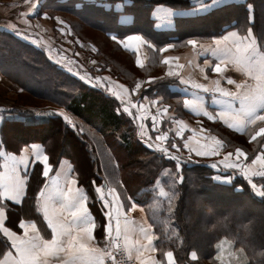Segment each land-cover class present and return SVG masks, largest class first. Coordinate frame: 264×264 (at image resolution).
Returning a JSON list of instances; mask_svg holds the SVG:
<instances>
[{
	"label": "crops",
	"instance_id": "crops-1",
	"mask_svg": "<svg viewBox=\"0 0 264 264\" xmlns=\"http://www.w3.org/2000/svg\"><path fill=\"white\" fill-rule=\"evenodd\" d=\"M243 1L218 0L213 6V0H200L195 4L192 3L188 8H175L171 5L156 4L149 11V16L153 21V28L161 34L163 32L167 33L166 36H158L159 40L156 38L157 43L134 31L133 14L127 9L129 5H123V1H108L101 8V27H99V23H95L93 26L101 32L103 31L105 33L104 37L110 41H113V36L117 38L116 41H128L129 36L136 35L141 36L144 41V43L128 41L131 50L125 48L123 44H114L117 46L118 51L133 56L135 69L146 77L144 80L136 77L135 85L139 84V88L147 89L146 84L148 81L150 82L149 86H151L152 90L150 98L147 97V93L141 94L139 97L140 105L148 107V118L135 117L134 120L136 137L150 135L149 138L147 137L149 141L142 138V142L146 147L149 144L152 145L151 148L153 146L156 147L160 141H157L155 137L167 132L168 138L162 144H167L166 146H168L169 143L175 141L179 143L182 152L188 155V158L201 164H215L216 168L224 167L220 161L228 153H232L231 161H236V149L239 148L247 156V159L239 158L241 168H225L223 169L224 172L219 173V175L227 176L228 179L230 178L229 175L240 174L237 170L240 171V169L246 168V171H242V173L248 179H262L264 182V176L257 174L264 171V168H261L258 164H251V160L255 156H264V136L258 137L256 141L251 140V138L255 139L257 135L264 131V119H261L264 117V108L259 109L256 114L247 117L248 124L241 132L229 129L218 118L214 121H209L203 115L197 116L189 110L196 108V104L193 101L195 96H203L204 108L210 113L215 114L217 111L222 110L221 106L212 103L215 95L213 92H202L194 87L193 83L213 87V81L220 79L221 86L229 89V91H234L235 86L228 85L226 83L227 78H232L238 83L243 82L246 86L253 88H260L264 85V77L260 76L259 72L254 74L253 79H248L241 73L234 71L230 64L222 65L226 67V71L223 74L224 79H221L220 74L212 71L215 64L220 62V58L213 56L210 50H205L209 45H212L213 40L221 39L232 31L237 32L242 37L247 36L249 28L242 29L240 25L236 24L234 27H227L226 25L222 27V31L221 27L213 30V28L223 24L220 21H217L215 26H208L211 29L206 30V28L201 29L198 27L205 14L217 8ZM117 4L121 5L119 10L116 8ZM59 5L57 0H0V27L7 26L5 30H3L4 28L0 30L12 36L13 34L11 33L21 30L25 34L24 36H31V31L25 28L26 25L23 23L30 22L29 19L33 18V14L36 12L35 9L38 8V12L43 9L48 11L53 9V6L59 8ZM33 6H35L34 9ZM5 9L7 10L6 13ZM198 9H205V11H197ZM32 10L34 12H31ZM8 13H11L10 16L3 17L1 15ZM166 16L168 22L165 23L163 18ZM249 17L250 15L248 16V21L251 22ZM178 19H183L179 21V23L183 24L181 27L176 26L178 24L176 20ZM210 32L218 34L210 35ZM190 39L198 42L195 48L188 45L187 41ZM164 40L165 42H163ZM201 44L205 48H201ZM168 45L173 47L168 48ZM212 46L215 47V45ZM257 47L264 50V35L257 40ZM160 48H165L167 51L160 52ZM137 54H139L144 65L143 68L135 63ZM168 58L173 59H170L168 64L162 63L163 60ZM178 65H183V67H178ZM145 70L150 71L147 73L150 76L143 73ZM169 71L178 73V75L169 76ZM182 81H188V83H182ZM123 86L127 87V84L123 83ZM144 89L139 90V92ZM233 104L239 107L238 100L234 101ZM175 108L176 113L174 111ZM152 117L156 118L157 123L155 125ZM141 125H143V128ZM181 128H184V132L181 136H177L176 132ZM141 133H144V135H141ZM189 137H192L191 143L193 145L207 142L210 146H213L215 145V140L221 141L220 154L217 156H198L195 152H190L184 147V142ZM9 138L7 136L5 140L9 142ZM16 145L18 144L16 143ZM0 153H3V155H0V164H11L10 156L16 157L17 161L23 158L29 162L27 165H16L20 175L24 178L21 195L17 197L20 202L16 203L11 200L0 201V207L4 210V224L10 231L22 236L24 233L19 228V224L24 222L27 226L34 223L41 236L50 239V229H48L47 223L43 219L42 212L38 211L44 206V197L39 199L37 197L41 189H44L47 193L53 188L51 177L56 176L59 187L63 188L69 179L75 180L76 184L74 187L81 189L82 193L87 197L85 206L89 209V216L95 226L93 228L94 240L92 241V248L98 256H103L104 258L111 248L112 239H118L127 254L134 260V264H145V261L148 264H176L169 253L170 251H166L163 257L158 254L154 244L153 230L143 208L134 203L128 193L121 189L119 190V186L116 187L118 182L109 177L108 174L111 173V170L115 171V169L118 170L120 168L119 164H92V166L90 164L92 171L85 177L87 169L80 171L75 162L74 164L71 160L59 156L56 162L50 163L49 161L52 166V172L48 178H45L42 175L43 165L35 163L37 154L41 158L45 155L49 157L44 143L34 141L22 144L16 148H8L0 144ZM217 181L222 184H230L229 181L224 182L220 179ZM87 185L90 188L89 192L87 191ZM97 187L102 189V194L110 202L113 200V195L118 197L115 203L120 206L123 212L121 221L128 222L126 228L122 226L119 236L116 233L115 221H109L105 216V212L114 211L115 206L108 209L103 206L104 202L99 199V194L95 191ZM108 188L114 190V194L112 191L105 192V189ZM53 203L58 205L60 203L59 198H56ZM108 224H112L113 228L110 234L106 235L104 229ZM0 239L2 241L0 243V252L11 251L10 241L3 232H0ZM2 258L0 256V259ZM51 261L52 264H56L57 258L53 257Z\"/></svg>",
	"mask_w": 264,
	"mask_h": 264
},
{
	"label": "rangeland",
	"instance_id": "rangeland-1",
	"mask_svg": "<svg viewBox=\"0 0 264 264\" xmlns=\"http://www.w3.org/2000/svg\"><path fill=\"white\" fill-rule=\"evenodd\" d=\"M57 1L60 7L63 6L61 11H56L55 8L48 11L43 9L39 12L38 8H36V12L34 10L31 11L34 12L33 18L29 19L30 22L23 23L26 25L25 28L31 31V36H24L25 34L21 30L11 33L14 38L20 40V45H22L23 49L28 50L29 54L26 53L25 57L27 65L30 67L41 66L39 67L41 68L39 73L24 65L23 54H20L21 52L15 50L12 57H9L0 51V122L5 117L22 118V113L25 111L36 122L47 121L50 124L58 125L62 133V140L57 141L58 146L64 149L67 146V142L75 143L76 145L74 146V152L69 149L65 150L64 158L71 160L73 163L75 162L80 171L90 169L86 158L88 156L91 159L99 158L103 164H119L120 168L118 170L115 169V171L111 170V173L108 175L118 182H116V187L119 186V190L121 189L128 194L130 192L126 189L130 191L133 189L130 185L132 183L128 181V177H125L126 172L129 170L128 164H137L138 167H142V164H149L148 169L141 168L143 169L141 173H143L144 183H146L144 191L148 195L147 200L142 194L136 193L135 195L143 199V207L145 210L149 209L151 211L155 224H159L160 222L158 221V214L165 212L168 214L163 218L166 224L169 225L172 222V224L177 223L181 225L179 220L174 218L175 212L173 211L180 209L183 202L184 210L186 209L195 214L192 220L198 222V229L202 231L209 224L217 232L222 233L217 240L216 238L214 240L211 239L212 244L210 246H207L206 238L196 234L190 236L189 234L190 242L197 245L196 250H191L186 260L181 259L184 256L182 250L176 252L177 255L170 251L169 253L172 255L174 262L176 264H249L245 252L235 245L232 240V234L235 232L234 228H239V224L236 226L233 223L236 227L233 228V233H231L232 231H228L230 229L229 225L226 224L229 222L225 221L226 223L222 224L224 220L221 217H224V210L229 211L228 215L232 221L238 223L243 216L247 217L251 213L257 221L262 222V227H264V214L253 208V210H248L246 202L237 199H229L231 202L236 203V206L232 204L233 206L225 208L221 205L216 206L221 201L215 200L212 204L214 206L213 210L209 209L206 203L201 202L199 196H193L189 201L186 197L185 184H187V188H194L191 179L196 180L197 175L191 176L197 172V168H192L193 170L191 169L188 172L190 177L185 179V183L183 179L187 173L185 171L187 166L203 165L207 169V175L199 169L202 176L205 174L208 176L207 178L216 183H219L217 181L219 179L224 182L235 181L237 186L239 183H245L257 196H261L260 192L264 191L262 179H248L242 173V169L240 171L237 170L240 174L229 175L230 178L227 179V176L219 175V173L224 172L223 169L225 167L220 165L221 168H216L212 167V164H201L188 158V155L182 152L179 143L175 141L169 143L168 146L159 142L163 148L167 149V153L158 151L155 146L151 148V144L146 147L142 142V138L149 141L150 135L136 137L141 146L151 152L139 149L140 151L136 155L138 159L136 158L135 160V155L129 156L121 148L123 146L118 145L119 135H114L115 133L111 134V132L107 133V131L101 133L94 122L75 117L66 108L70 104V97L75 96L77 98L81 92L89 91L90 93L98 94L103 100L111 102V108L114 110V113H119L123 118L129 119L128 123L134 127L135 117L148 118V107L140 105L139 97L141 94L147 93V97L150 98V82L148 81L146 84L147 89L139 88L137 90L135 85L136 79L144 80L146 77L139 73V70L135 69L133 56L118 51L117 46L114 44L118 43L116 40L110 41L104 37L105 33L103 31L101 32L98 28L91 27L89 23L91 19L99 23V27H101V8L108 1H123V5H131L133 1ZM182 1L184 5L174 7L182 8L185 6L188 8L192 3L195 4L200 0ZM63 8L66 10L70 8L75 16L65 14L62 12ZM259 9L260 12H264V3H260ZM6 12L7 10L5 9ZM4 14L1 15L7 17L11 13ZM6 27L1 26L0 29L4 28L3 30H5ZM2 40L7 39H2L0 36V42ZM149 72L147 70L143 71L144 74ZM147 76L150 75L147 74ZM97 78H99V84L97 83ZM123 83L127 84V87H124ZM141 89L144 90L139 92ZM133 104L137 107L133 108ZM125 107L129 109L128 112L124 111ZM64 116H67L71 123L65 121ZM63 126L72 135V139L69 137L65 138V131L62 132L64 130ZM30 130H37L40 134L50 133L49 126H41L37 129H23L24 135L28 134ZM46 141L47 145L51 142L50 139ZM106 144H111L113 149H108L107 146L109 145L106 146ZM172 144H175L176 148H173ZM54 153L56 151L52 152V154ZM173 156L177 157V159H172ZM200 187L209 190L211 186L203 184ZM235 188L237 189V187ZM239 188L241 189V186H238ZM174 190H180V193L176 191L178 199ZM105 192H111V190L108 188L105 189ZM166 197L167 201L165 202L164 199ZM169 211L173 217L169 216ZM191 223L192 226L193 222ZM258 229L259 227L255 228V232L259 239L255 236V241L264 246V240L258 235ZM178 244H181V240H178ZM164 253L159 255L163 257ZM205 253L208 255L206 256Z\"/></svg>",
	"mask_w": 264,
	"mask_h": 264
},
{
	"label": "snow or ice",
	"instance_id": "snow-or-ice-1",
	"mask_svg": "<svg viewBox=\"0 0 264 264\" xmlns=\"http://www.w3.org/2000/svg\"><path fill=\"white\" fill-rule=\"evenodd\" d=\"M217 2L218 0H213V6ZM248 7L251 13V5ZM116 8L119 10L121 5L117 4ZM197 11H205V9H198ZM249 19L251 21V15ZM163 22H168L167 16L163 18ZM112 39L117 40L114 36ZM128 41L144 43L142 37L139 35L129 36ZM128 41L117 42L131 50ZM187 43L195 48L198 42L190 39ZM212 45H215V47ZM212 45L205 48L201 44L200 47L210 50L213 56L220 58V62L215 64L212 71L220 74L221 79H224L223 74L226 71V67L222 65L228 64L233 67L234 71L241 73L248 79H253L256 72H259L260 76L264 77V50L257 47V40L251 28L248 29L247 36L242 37L237 32L232 31L221 39L213 40ZM171 47L173 46L168 45V48ZM159 51L165 52L167 49L160 48ZM170 59L173 58L165 59L162 63L168 64ZM135 63L141 68L144 67L139 54L136 56ZM178 67H183V65H178ZM168 75H178V73L169 71ZM97 83L99 84V78H97ZM182 83H188V81H182ZM226 83L234 85L235 90L229 91V89L222 87L220 79L213 81V87L193 83V86L202 92H213L215 95L212 103L221 106L222 110L217 111L215 114L210 113L204 108L203 96H195L193 101L196 104V108L189 110L197 116L203 115L209 121H214L218 118L229 129L241 132L248 124L247 117L256 114L259 109L264 108V85L260 88H253L246 86L243 82L238 83L232 78H227ZM139 87L140 85L137 84L136 88L139 89ZM236 100L239 101V107L233 104ZM132 107L135 108L137 106L133 104ZM128 110L127 107L124 108L125 112H128ZM63 118L65 121L71 123L67 116ZM261 119H264V117ZM152 120L155 125L157 123L156 118L152 117ZM141 127L143 128V125ZM183 132L184 128H181L176 132V135L181 136ZM141 135H144V133H141ZM261 136H264V131L257 135L255 139L251 138V140L256 141ZM167 138V132L155 137L161 144ZM191 141L192 137H189L184 142V147L190 152H195L198 156H217L220 154L219 147L221 141L219 140H215V145L213 146H210L207 142L193 145ZM161 144L156 145L157 150L167 153V149L163 148ZM172 147L176 148V145L172 144ZM0 155H3V153H0ZM231 156L232 153H228L220 161L225 168H241L239 158L247 159L246 154L239 148L236 149L237 160L231 161ZM9 159L11 160V164H0V201L11 200L19 203L20 201L17 197L21 195L24 178L20 175L16 165H27L29 162L23 158L17 161L16 157L12 156ZM172 159H177V157L173 156ZM35 163L43 165L42 175L48 178L52 172L49 157L45 155L41 158L37 154ZM251 164H258L261 168H264V156H255L251 160ZM211 166L215 167L216 165L212 164ZM242 171H246V168L242 169ZM257 174L264 176V171ZM51 183L53 188L47 193L44 189H41L37 197V199L44 197V206L42 209H38V211L42 212L43 219L46 221L48 229H50V239L41 236L34 223L27 226L24 222L19 224V228L24 233L22 236L17 235L14 231H10L4 224V210L0 207V232H3L8 238L11 248V251L0 252V256L3 257L0 259V264H52L51 258L53 257L57 258L56 264H104L103 256H98L92 248V241L94 240L93 228L95 226L89 216V209L85 206L87 197L82 193L81 189L74 187L76 184L75 180H67L65 186L62 188L58 186L57 177L53 176L51 177ZM95 191L99 194V199L104 202L103 206L106 209L115 206L114 211L105 212V216L109 221H115L116 233L119 236L122 226L126 228L128 222L121 221L123 212L120 206L115 203L118 197L113 195V200L110 202L102 194L101 188L97 187ZM111 191L114 194V190ZM260 194L264 195V191ZM56 198L60 200L58 205L53 203ZM112 228V224H108L104 229L105 234L109 235ZM145 264H148V262L145 261Z\"/></svg>",
	"mask_w": 264,
	"mask_h": 264
},
{
	"label": "trees",
	"instance_id": "trees-1",
	"mask_svg": "<svg viewBox=\"0 0 264 264\" xmlns=\"http://www.w3.org/2000/svg\"><path fill=\"white\" fill-rule=\"evenodd\" d=\"M132 1L133 4L127 6V9H129L133 14L134 23H135L133 26L134 31L141 33L145 38L149 40H154L156 43L158 42L156 38H158L159 40L158 36H162V35L166 36L167 33L163 32V34H161L160 32L154 30L153 21L149 16V11L151 10V8L156 4H165L172 6L184 5L182 0H132ZM260 3H264V0H244L243 3H232L231 5H226L222 8H217L212 12L205 14L202 20L200 21L198 27H200L201 29L206 28V30L211 29L208 28V26L210 27L215 26L217 21H220L223 24H221L217 28H213V30L218 28L220 29L221 27V31H222L223 30L222 27L226 25L227 27H234L236 26V24H238L240 25V27H242V29L251 28L254 36L258 40L264 35V12L262 13L259 11ZM249 5H251V13L248 7ZM62 7L63 6L61 7L59 6V8L58 7L55 8L53 6V9L55 8L56 11L57 10L61 11ZM62 12H64L65 14H70L75 16V14L71 12L70 8L67 10L64 9ZM249 15L252 16L251 22L248 21ZM182 20L183 19L176 20V22L178 23L176 24L177 27H181L183 25L179 23V21ZM89 23L91 27H94L93 24L97 22L90 19ZM213 34H218V33L210 32V35ZM0 36L2 37V39H7V40H2L0 42V51L4 53V55L12 57L15 50L21 52L20 54H23L24 65L33 69L35 72L39 73V70L41 69L39 67L41 66L30 67L29 65H27V61H25V57H26V53L29 54V52L28 50L23 49L22 45H20V40L18 38H14L9 33L2 32V30H0ZM163 42H165V40ZM59 95H61V93H59ZM70 98H71L70 104L67 105L66 108L71 112L73 116L78 118H84L88 121L94 122L95 125H97L98 128L100 129L101 133H105L107 131V133L111 132V134L115 133L114 135H119L118 145L123 146L121 148H123L129 156L132 155L136 156L137 153H139L140 151L139 149H142V151L145 152L146 151L151 152L150 150H147L146 148L141 146L139 140L136 139L134 126L128 123L129 119L125 117L123 118L119 113H114V110L111 108V102L105 101L98 94L90 93L89 91L81 92L79 94V97L77 98L75 96ZM41 126H49L50 133L40 134L37 130H30L28 134L24 135L23 129H27V128L37 129L38 127ZM64 131H65L64 133L65 138L67 139V137H69L72 139L71 137L72 135L68 132V130L65 127L64 130H62V132ZM7 136L8 138L10 136L9 142L5 140ZM56 136L58 137L55 138ZM134 138H135V142H134ZM47 139L51 140V142L48 145L46 144ZM58 140H62L61 128L58 125L50 124L47 121L41 123L36 122L25 111H23L22 113V118L5 117L0 122V144H3L4 147L16 148L22 144H26L34 141H40L46 145V150L49 155L50 163L56 162L59 156H63L65 150L67 149H69L70 151L73 150V152L75 151L74 149L75 148L74 146H76L75 143L67 142V146H65V148L63 149V147L58 146L57 144ZM16 143L18 145H16ZM106 146L108 149L111 148L113 149L111 144H106ZM53 151L54 152L56 151V153L52 154ZM137 157L138 156L135 157V160ZM86 158H87V163L89 165L91 164V166L92 164L94 165L103 164L102 162H100L99 158L91 159V157L89 156ZM91 166L90 169L86 170L85 177H87L89 173L92 171ZM148 166L149 164L147 165L142 164V167L141 166L138 167L137 164H128L129 170L128 172H126L125 177H128V181L132 183L130 185L133 187V189H131V191L128 189L126 190L130 192L129 195L131 196V199L134 201V203H136L137 205L143 208L144 213L153 230L154 244L158 254H161L166 251H171L174 254H176V252L182 250L184 256L181 259L186 260L187 257L189 256L190 251L196 250L197 248L196 244L190 242L189 234L190 236L191 235L194 236L196 234L200 237L206 238L207 240L206 244L207 246H210L212 244L211 239L214 240V238H216L217 240L222 233L217 232L214 228L209 226V224H207L206 226L207 228L203 229L202 231L198 229L197 227L198 222L192 220L195 214L193 212L187 211L186 209L184 210L183 202H182V207L180 209H175L173 211L175 212L174 218L179 220L181 225L174 222H173L174 224H172V222H170L169 225L166 224V222L163 221V218H165L168 214L165 212H161L158 214V221L160 222L159 224H155L153 220L154 217L151 216L152 215L151 211L149 209L145 210V208L143 207V199L135 195L136 193L142 194L145 196L147 200L148 195L146 194V191H144V186L146 185V183H144L143 173H141L143 172V169L141 168L148 169ZM192 168L193 169L197 168V172H195V174H193L191 177L197 175V179L196 180L191 179L192 183L194 184V188H187L188 186L187 184H185L186 192H187L186 197L189 201L193 198V196H199V200L201 202L206 203L209 206V209L213 210L214 206L212 204L213 201L215 200L216 201L220 200L222 202V203L221 202L217 203L216 206L221 205L222 207L225 208V207L233 206L232 204L236 206L235 205L236 203L231 202L230 200L237 199L246 202L247 204L246 206L248 207V210L249 209L251 210L253 208L256 211H259L264 214V195L261 196L255 195L251 191V189L246 186L245 183H239L238 186H241V189L240 188L238 189L237 183L235 181L230 182V184L213 182L210 178H207L208 177L206 176L207 169L203 167V165L187 166L185 169L187 173L183 179L184 183H185V179L190 177L188 172ZM199 169L204 171L206 175L203 174L202 176V174H200L199 172ZM203 184L210 185L211 187L209 188V190L207 188L200 187ZM235 187H237V189ZM89 189L90 188L87 185L88 192ZM176 191L180 193V190L179 191L174 190V193ZM177 192L176 194L178 199L179 197ZM164 201L165 202L167 201V197L164 199ZM210 204L212 205V207ZM224 212H225V214L223 215L224 217H221L224 220V222L222 221V224L226 223L227 221L229 222L226 223L229 225L228 227H230V229H228L229 232L232 231L231 233H233V228L239 224V228L237 229L234 228L235 232L232 234V240L234 241L235 245H237L243 252H245L249 264H264V246L260 245L259 243H256L255 241V236L258 238L255 232V228L258 227H259L258 235H260L261 238L264 240V230H263L264 227H262V222L257 221L256 218L250 213L249 216L247 217L243 216L241 221H238L237 223L236 221H232L231 217L228 215L229 211L224 210ZM169 216L173 217L170 211H169ZM191 222H193L192 226H191L192 224ZM233 223L236 226H234ZM178 240H181V244H178ZM1 242L2 241L0 239V243ZM182 244H184L183 247ZM207 255L208 254H206V256Z\"/></svg>",
	"mask_w": 264,
	"mask_h": 264
},
{
	"label": "built area",
	"instance_id": "built-area-1",
	"mask_svg": "<svg viewBox=\"0 0 264 264\" xmlns=\"http://www.w3.org/2000/svg\"><path fill=\"white\" fill-rule=\"evenodd\" d=\"M104 264H134V260L127 254L118 239H112L111 248L104 257Z\"/></svg>",
	"mask_w": 264,
	"mask_h": 264
}]
</instances>
